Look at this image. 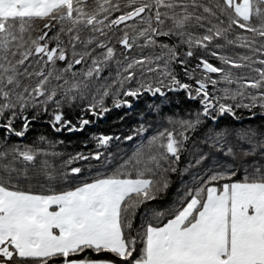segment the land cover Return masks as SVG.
I'll return each mask as SVG.
<instances>
[{
  "label": "snow or ice",
  "instance_id": "1",
  "mask_svg": "<svg viewBox=\"0 0 264 264\" xmlns=\"http://www.w3.org/2000/svg\"><path fill=\"white\" fill-rule=\"evenodd\" d=\"M0 264H264V0H0Z\"/></svg>",
  "mask_w": 264,
  "mask_h": 264
},
{
  "label": "trees",
  "instance_id": "2",
  "mask_svg": "<svg viewBox=\"0 0 264 264\" xmlns=\"http://www.w3.org/2000/svg\"><path fill=\"white\" fill-rule=\"evenodd\" d=\"M151 102H152L151 99L146 101V103H151ZM143 108H144V104L142 103L140 105V109H143ZM140 109H138L137 111H139ZM176 110L179 111V109H176ZM245 117H246V119L244 120L245 126H247L248 124H259L260 123L259 115H257V117L254 119H248L247 118L248 114L245 113ZM134 119H138L136 112H132L126 115L124 110L114 109L112 113L108 114L106 117L103 118L102 121H100V128L98 130L99 131H114V130L126 127ZM49 131L50 129H48L45 124L39 123L36 125L35 130L31 133V136L35 137L39 135L40 133H47ZM65 135L67 136L68 134H65ZM61 138H64V137H61ZM77 139H78L77 136H72L73 141Z\"/></svg>",
  "mask_w": 264,
  "mask_h": 264
}]
</instances>
